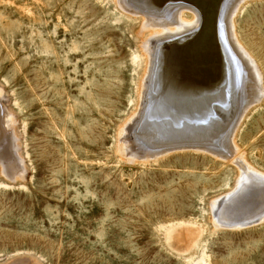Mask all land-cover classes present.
Wrapping results in <instances>:
<instances>
[{
	"label": "rangeland",
	"instance_id": "1",
	"mask_svg": "<svg viewBox=\"0 0 264 264\" xmlns=\"http://www.w3.org/2000/svg\"><path fill=\"white\" fill-rule=\"evenodd\" d=\"M109 4L0 0V264H264V208L238 229L216 217L240 172L264 175V96L214 145L237 160L137 161L139 25ZM237 20L264 90V0Z\"/></svg>",
	"mask_w": 264,
	"mask_h": 264
},
{
	"label": "bare ground",
	"instance_id": "2",
	"mask_svg": "<svg viewBox=\"0 0 264 264\" xmlns=\"http://www.w3.org/2000/svg\"><path fill=\"white\" fill-rule=\"evenodd\" d=\"M165 1L167 0H111L113 4H109L126 17L129 23L139 25L138 29L133 28L132 31L134 34L136 32L141 57L139 61L144 67L138 84L140 106L137 116L126 126L128 129H124V136L129 138L136 128L135 137L132 142L126 140L130 143L124 144H131L137 156L144 160H137L138 157L132 155L130 158L152 161L174 152L199 151L220 157L224 161L231 155L233 160H237L235 142L233 145L231 142L229 144L231 155L226 149L222 152L214 145L220 146L225 142L231 133L227 131L233 129L232 126L235 130L231 136L233 133L235 135L245 115L264 96L257 62L241 42L237 30V17L241 7L253 0H226L219 12L217 39L215 29L208 26L216 20L217 1L169 0L165 8L161 9ZM203 23H206L204 30L189 44L167 50L159 48L165 44H182L195 37ZM155 67L152 97L148 98ZM143 99L145 102L141 111ZM1 113L2 108L0 125ZM236 115L238 120L234 123ZM144 118L145 121L141 124ZM246 170L244 173L240 172L244 175L240 177L243 179L240 180L236 194L227 195L223 203L217 204L219 209L217 208L216 217L220 220V228L238 229L251 225L247 222L252 219L250 215L264 208V175L258 173L259 175L252 176ZM184 229L192 230L197 235L195 228H183L173 232L175 241H178L180 232Z\"/></svg>",
	"mask_w": 264,
	"mask_h": 264
},
{
	"label": "water",
	"instance_id": "3",
	"mask_svg": "<svg viewBox=\"0 0 264 264\" xmlns=\"http://www.w3.org/2000/svg\"><path fill=\"white\" fill-rule=\"evenodd\" d=\"M169 0L165 1L161 7V9H164L165 6L169 3L168 2ZM172 1V0H171ZM205 1H211V0H205ZM213 1H217L216 3V6H217V10H216V20H213L212 23L208 24L209 28L212 27V29H215V32H216V39L218 38V35H217V29H218V17H219V12H220V9H221V6L226 2V0H213ZM228 1V0H227ZM214 19H215V16H214ZM205 25L206 23H203L202 26H201V30L200 32L193 38L187 40L186 42L182 43V44H165V45H161L159 48L162 50V49H168V48H173V47H176V46H184V45H187L189 44L190 42L194 41L200 34L201 32L204 30L205 28ZM158 58V57H157ZM156 67L154 68V72H153V75H152V79H151V83H150V88H149V93H148V98L152 97V87L155 83V75H156ZM149 100V99H148ZM150 103L147 105V109L149 107ZM145 118L147 116V114L144 115ZM145 118L142 120L141 124L145 121ZM175 145V144H174ZM185 146H188V145H185Z\"/></svg>",
	"mask_w": 264,
	"mask_h": 264
}]
</instances>
